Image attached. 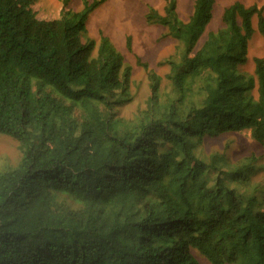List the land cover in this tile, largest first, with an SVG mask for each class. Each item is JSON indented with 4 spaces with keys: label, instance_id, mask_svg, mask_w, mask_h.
Instances as JSON below:
<instances>
[{
    "label": "trees",
    "instance_id": "obj_1",
    "mask_svg": "<svg viewBox=\"0 0 264 264\" xmlns=\"http://www.w3.org/2000/svg\"><path fill=\"white\" fill-rule=\"evenodd\" d=\"M71 1L44 21L34 0H0V135L20 153L0 165V264H264L258 161L203 150L225 132L264 144V58L240 70L255 18L264 41V6L233 3L202 45L214 0H195L187 22L176 0L149 9L178 59L169 92L141 64L150 97L126 120L132 69L110 39L88 38L105 0Z\"/></svg>",
    "mask_w": 264,
    "mask_h": 264
},
{
    "label": "rangeland",
    "instance_id": "obj_2",
    "mask_svg": "<svg viewBox=\"0 0 264 264\" xmlns=\"http://www.w3.org/2000/svg\"><path fill=\"white\" fill-rule=\"evenodd\" d=\"M94 0H72L69 8L75 12L83 9L84 2ZM177 12L183 22H187L194 10L195 0H176ZM63 0H34L32 9L39 20L59 18ZM235 2L245 6H264V0H214L213 19L202 36L199 45L207 38L209 32L222 27V16L226 8ZM165 0H105L90 16L88 22V38L99 44L102 36L111 40L117 50L123 55L125 62L132 69L131 95L132 101L121 111L126 120L132 119L139 110L146 108L150 97L149 80L146 70L141 64H146L151 72L162 79V89L171 90L168 82L170 73L169 60L178 59V44L167 30L159 25L149 24L146 15L149 9L163 15ZM59 13V17L58 16ZM257 18L254 19L255 33L250 40L247 51V62L240 70L247 75H254L255 58H264V41L257 29ZM127 37H131V48L127 47ZM85 42V41H84ZM255 98L257 92L255 91ZM203 150L207 156L225 154L232 161L254 158L260 167V176L264 177V144L254 142L249 133L225 132L219 136L206 139ZM20 159L18 144L6 135H0V165L3 168L17 166ZM199 264H210L200 254L196 255Z\"/></svg>",
    "mask_w": 264,
    "mask_h": 264
},
{
    "label": "crops",
    "instance_id": "obj_3",
    "mask_svg": "<svg viewBox=\"0 0 264 264\" xmlns=\"http://www.w3.org/2000/svg\"><path fill=\"white\" fill-rule=\"evenodd\" d=\"M61 9H62V7H61ZM59 13H61V12L59 11ZM59 13H58V16H57V17H59ZM55 19H57V18H55ZM55 19H53V20H55ZM43 20H44V19H43ZM44 21H50V20L45 19Z\"/></svg>",
    "mask_w": 264,
    "mask_h": 264
}]
</instances>
